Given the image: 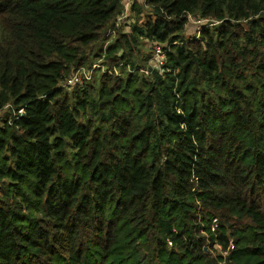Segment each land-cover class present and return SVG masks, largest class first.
I'll return each mask as SVG.
<instances>
[{"label":"trees","instance_id":"1","mask_svg":"<svg viewBox=\"0 0 264 264\" xmlns=\"http://www.w3.org/2000/svg\"><path fill=\"white\" fill-rule=\"evenodd\" d=\"M125 11L0 0V264H264V0Z\"/></svg>","mask_w":264,"mask_h":264},{"label":"built area","instance_id":"2","mask_svg":"<svg viewBox=\"0 0 264 264\" xmlns=\"http://www.w3.org/2000/svg\"><path fill=\"white\" fill-rule=\"evenodd\" d=\"M135 0H124V6H125V13L127 16H129V13L131 11V7L134 5ZM127 16L121 17L118 22L116 23L117 27L120 26V24L126 20ZM115 34L109 33L107 34V45L114 39ZM166 56L165 51L163 50V47L161 45H156L154 47V50L151 53V58L149 59L147 63V68L141 70L142 73L150 75L155 70L160 69L163 70V67L165 66ZM90 67H81L79 70L76 71V73L63 84V87H68L71 85H79L83 86L85 82L91 81L93 78V74L98 69H103L105 72H108L110 74L118 75L117 69H120L119 67L115 66L112 69L106 68L102 64V60H99L93 64V66ZM22 111H20L21 113Z\"/></svg>","mask_w":264,"mask_h":264},{"label":"rangeland","instance_id":"3","mask_svg":"<svg viewBox=\"0 0 264 264\" xmlns=\"http://www.w3.org/2000/svg\"><path fill=\"white\" fill-rule=\"evenodd\" d=\"M139 1H143V0H139ZM132 14V13H131ZM133 23L132 22V20L131 19H128V21H126V23ZM205 25V23L204 22H202V23H199V22H196V19H194L193 17H191L190 18V23L189 24H187V27H186V30H185V37L187 38V39H192V38H194V37H196V36H198L197 34H198V30L200 29V28H202V26H204ZM126 26H124L123 27V29L125 28ZM125 31H127V30H125ZM107 36V35H106ZM107 42L108 41H106L105 42V46H107ZM100 45H101V43L100 44H98V45H96L94 48H93V50H89L88 52L91 54V57H92V61L95 63V62H97L98 60L96 59L97 57V54H98V52H99V47H100ZM88 67V66H87ZM106 68H109V67H106ZM105 72V70H103V69H98L97 71H95L94 72V74H93V78H92V80L94 81V79H95V77H98L101 73H104ZM117 72L119 73L120 72V69H117ZM71 90H69V92H72V88H70ZM6 112V110H3L1 113H0V116L2 115V114H4Z\"/></svg>","mask_w":264,"mask_h":264}]
</instances>
